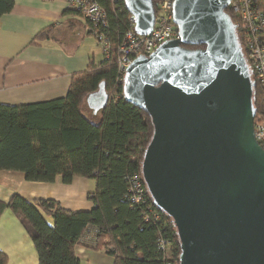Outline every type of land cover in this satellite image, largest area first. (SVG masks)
Returning <instances> with one entry per match:
<instances>
[{
    "label": "water",
    "instance_id": "obj_1",
    "mask_svg": "<svg viewBox=\"0 0 264 264\" xmlns=\"http://www.w3.org/2000/svg\"><path fill=\"white\" fill-rule=\"evenodd\" d=\"M148 35L154 0H124ZM231 0H174L178 39L127 69L123 96L151 118L141 174L170 217L179 264H264V149L256 140V83L227 13ZM203 47V48H188ZM104 85L87 98L101 111Z\"/></svg>",
    "mask_w": 264,
    "mask_h": 264
},
{
    "label": "trees",
    "instance_id": "obj_2",
    "mask_svg": "<svg viewBox=\"0 0 264 264\" xmlns=\"http://www.w3.org/2000/svg\"><path fill=\"white\" fill-rule=\"evenodd\" d=\"M96 1L109 15L110 60L92 62L86 71L75 73L65 98L25 106L0 104V172H21L30 182L71 184L75 177L93 179L94 208L74 212L52 199L29 202L15 195L7 203L0 200V215L9 209L22 223L35 244L39 264H81L76 248L90 229L97 230L90 237L96 240L93 249L111 256L113 264H166L160 238L174 249L172 264H179L181 248L172 219L156 207L149 193L139 205L129 201L128 178L142 176L143 156L153 136L149 115L125 100L118 71L119 40L132 28V15L124 0ZM14 3L0 0V18L12 11ZM259 5L264 10V0ZM227 13L250 65L239 16ZM87 22L90 33L93 25ZM50 32L43 30L34 41L48 39ZM255 83L256 118L264 122V87ZM101 85L108 102L99 112L90 110L92 117L99 116L95 121L85 108L87 98ZM0 264H8L1 251Z\"/></svg>",
    "mask_w": 264,
    "mask_h": 264
},
{
    "label": "crops",
    "instance_id": "obj_3",
    "mask_svg": "<svg viewBox=\"0 0 264 264\" xmlns=\"http://www.w3.org/2000/svg\"><path fill=\"white\" fill-rule=\"evenodd\" d=\"M14 1L12 11L0 18V104L25 106L65 98L72 76L102 60L89 23L69 11L68 0ZM47 29L51 30L48 39L34 41ZM90 110L94 111L89 106L85 109L86 115L99 119ZM95 189V180L83 177H75L71 184L45 183L27 181L21 172H0V200L6 203L19 195L29 202L52 199L70 211H90L94 208L90 194ZM46 219L52 224L51 218ZM82 241L76 248L81 264L83 260L111 264V256L93 249L94 238L86 236ZM0 251L8 264H39L32 238L9 209L0 215Z\"/></svg>",
    "mask_w": 264,
    "mask_h": 264
},
{
    "label": "built area",
    "instance_id": "obj_4",
    "mask_svg": "<svg viewBox=\"0 0 264 264\" xmlns=\"http://www.w3.org/2000/svg\"><path fill=\"white\" fill-rule=\"evenodd\" d=\"M156 22L153 30L146 36L135 30L136 20L132 16V28L119 40L118 71L122 84L127 69L139 56H150L163 43L178 39V30L173 21L174 0H154ZM68 8L79 12L84 19L91 22L90 35L98 42L103 59L110 60L112 53V39L109 33V15L107 10L96 0H68ZM239 16L244 43L248 52V60L255 82L264 87V10L259 0H231L227 12ZM254 134L258 143L264 149V122L255 119ZM130 184L129 201L141 204L147 195L143 178L134 174L128 178ZM97 234V230L90 229L88 237ZM86 237V236H85ZM159 249L164 254L166 264H172L175 259L174 249L163 238L158 241Z\"/></svg>",
    "mask_w": 264,
    "mask_h": 264
},
{
    "label": "rangeland",
    "instance_id": "obj_5",
    "mask_svg": "<svg viewBox=\"0 0 264 264\" xmlns=\"http://www.w3.org/2000/svg\"><path fill=\"white\" fill-rule=\"evenodd\" d=\"M99 56L101 57V59H103V56H102V53H101V49L99 48ZM85 109H87V108H85ZM95 121H98V119L97 118H93ZM110 259H111V264H113L114 263V259L112 258V257H109ZM82 264H86V261L85 260H83L82 261Z\"/></svg>",
    "mask_w": 264,
    "mask_h": 264
}]
</instances>
